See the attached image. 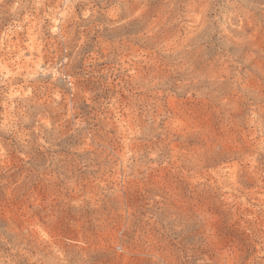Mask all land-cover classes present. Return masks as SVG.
<instances>
[{
    "label": "rangeland",
    "instance_id": "374dc122",
    "mask_svg": "<svg viewBox=\"0 0 264 264\" xmlns=\"http://www.w3.org/2000/svg\"><path fill=\"white\" fill-rule=\"evenodd\" d=\"M0 264H264V0H0Z\"/></svg>",
    "mask_w": 264,
    "mask_h": 264
}]
</instances>
